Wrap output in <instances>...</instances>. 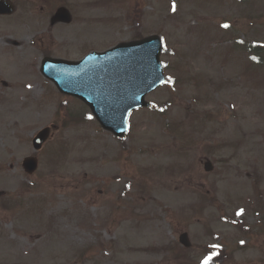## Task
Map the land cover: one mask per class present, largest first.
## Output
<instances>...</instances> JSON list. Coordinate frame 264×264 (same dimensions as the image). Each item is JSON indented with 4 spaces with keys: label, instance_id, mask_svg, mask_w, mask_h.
<instances>
[{
    "label": "rangeland",
    "instance_id": "rangeland-1",
    "mask_svg": "<svg viewBox=\"0 0 264 264\" xmlns=\"http://www.w3.org/2000/svg\"><path fill=\"white\" fill-rule=\"evenodd\" d=\"M13 1L0 16V264H202L212 253L209 264H264V54L255 65L244 53L264 45V0ZM61 5L71 22L50 26ZM149 34L163 41L166 82L125 138L39 72L46 54L78 59Z\"/></svg>",
    "mask_w": 264,
    "mask_h": 264
},
{
    "label": "water",
    "instance_id": "water-1",
    "mask_svg": "<svg viewBox=\"0 0 264 264\" xmlns=\"http://www.w3.org/2000/svg\"><path fill=\"white\" fill-rule=\"evenodd\" d=\"M13 9L9 0H0V14H9ZM69 20L68 12L61 8L51 22ZM160 51V38L152 35L119 43L108 51L92 53L78 62L46 57L41 72L54 81L60 91L87 103L103 128L121 136L127 128L129 111L146 105L145 93L164 80ZM48 134L49 128H45L36 135L33 139L35 149L40 148ZM23 165L26 171L32 172L37 167V159L25 158ZM204 168L211 170V163L206 162ZM180 242L190 245L186 233L180 236Z\"/></svg>",
    "mask_w": 264,
    "mask_h": 264
},
{
    "label": "snow or ice",
    "instance_id": "snow-or-ice-1",
    "mask_svg": "<svg viewBox=\"0 0 264 264\" xmlns=\"http://www.w3.org/2000/svg\"><path fill=\"white\" fill-rule=\"evenodd\" d=\"M174 9H175V4H173V10H174ZM223 27L227 28L228 25H227V24H224ZM239 214H240V213L238 212L237 215H239ZM241 243H243V241H242ZM211 247L215 249V248H218L219 245L213 244V245H211ZM214 255H216V253H212V254L206 256V257L204 258V260L202 261V264H209V261L212 260V258H213Z\"/></svg>",
    "mask_w": 264,
    "mask_h": 264
}]
</instances>
